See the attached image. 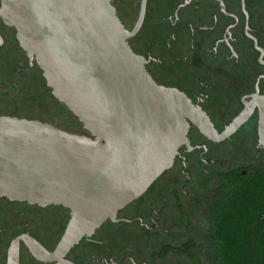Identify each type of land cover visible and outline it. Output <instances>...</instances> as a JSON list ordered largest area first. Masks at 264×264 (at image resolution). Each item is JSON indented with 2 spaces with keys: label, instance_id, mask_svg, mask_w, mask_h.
<instances>
[{
  "label": "flooded vegetation",
  "instance_id": "flooded-vegetation-1",
  "mask_svg": "<svg viewBox=\"0 0 264 264\" xmlns=\"http://www.w3.org/2000/svg\"><path fill=\"white\" fill-rule=\"evenodd\" d=\"M110 2L124 28H133L140 0ZM241 2L145 0L143 20L128 44L144 59L155 84L184 94L215 134L239 113L251 110L246 122L222 141L188 122L190 150L181 147L172 167L142 196L117 212L114 221L107 220L83 238L61 261L43 260L31 249L35 245L48 253L54 250L68 210L0 199V264H11L14 246L15 264H212L206 254L211 248L209 201L226 174L244 177L253 168L264 169L258 165L264 162V134H259V113L264 110V0H243V6ZM0 40V116L61 129L47 119L7 109L13 91L41 102L56 100L35 62L19 48L14 30L1 21ZM240 148L246 154L232 162V152Z\"/></svg>",
  "mask_w": 264,
  "mask_h": 264
},
{
  "label": "water",
  "instance_id": "water-1",
  "mask_svg": "<svg viewBox=\"0 0 264 264\" xmlns=\"http://www.w3.org/2000/svg\"><path fill=\"white\" fill-rule=\"evenodd\" d=\"M144 9L140 0L135 25L125 29L110 0H0L1 23L14 30L51 96L82 129L0 116V199L69 212L51 253L31 249L43 260L61 261L142 196L181 147L190 150L188 122L222 141L250 116L251 110L242 111L217 135L184 94L155 84L128 44ZM9 256L15 264V246Z\"/></svg>",
  "mask_w": 264,
  "mask_h": 264
},
{
  "label": "trees",
  "instance_id": "trees-1",
  "mask_svg": "<svg viewBox=\"0 0 264 264\" xmlns=\"http://www.w3.org/2000/svg\"><path fill=\"white\" fill-rule=\"evenodd\" d=\"M206 216L212 264H264V169L253 168L244 177L226 174Z\"/></svg>",
  "mask_w": 264,
  "mask_h": 264
},
{
  "label": "rangeland",
  "instance_id": "rangeland-1",
  "mask_svg": "<svg viewBox=\"0 0 264 264\" xmlns=\"http://www.w3.org/2000/svg\"><path fill=\"white\" fill-rule=\"evenodd\" d=\"M130 8L128 11L132 12V2L130 3ZM264 10V9H263ZM127 25H132V15L126 21ZM13 94L8 95L7 99V109L9 111L17 112V113H26L33 117H39L43 119H47L51 121L55 126L64 129L68 132H80L79 125L77 121L74 120V117L65 111L63 108L59 106L48 105L47 101L41 102L37 101L36 98H29L25 95L24 92L13 91ZM245 149H235L232 152V162L239 160L242 155H245ZM263 160V159H262ZM260 167L264 166V162L258 164ZM213 190V189H212ZM210 247V246H209ZM206 249V254L209 255L210 259H212L213 249Z\"/></svg>",
  "mask_w": 264,
  "mask_h": 264
}]
</instances>
